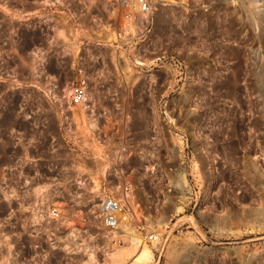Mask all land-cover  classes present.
I'll return each mask as SVG.
<instances>
[{
  "label": "rangeland",
  "instance_id": "1",
  "mask_svg": "<svg viewBox=\"0 0 264 264\" xmlns=\"http://www.w3.org/2000/svg\"><path fill=\"white\" fill-rule=\"evenodd\" d=\"M164 2L126 47L107 43L109 0H0V264H132L142 246L150 264H264V0ZM75 85L93 115L60 109ZM68 118L84 143L114 147L104 185L131 186L120 246L94 215L56 249L18 212L24 170L62 159L74 177Z\"/></svg>",
  "mask_w": 264,
  "mask_h": 264
},
{
  "label": "built area",
  "instance_id": "2",
  "mask_svg": "<svg viewBox=\"0 0 264 264\" xmlns=\"http://www.w3.org/2000/svg\"><path fill=\"white\" fill-rule=\"evenodd\" d=\"M164 0H109V27L115 31L107 43L130 47L133 43H143L151 34L155 13L163 7ZM118 28L116 30V26ZM70 103L60 109L82 108L87 115H93V105L87 103V90L84 85L72 87ZM87 103V104H86ZM59 109V107H57ZM60 123L61 138L64 148L73 162L72 178L69 170L64 166L62 159L48 164L45 171L38 170L26 176L23 171L21 180L14 186L17 197L19 214H24L25 220L39 222L38 231L48 232L51 246L56 249H65V243L57 241L63 238L67 232L73 230L77 234L82 233L78 223L86 222L88 217H99L102 228L114 235L115 246L123 244V240L117 237L122 222L127 217L128 205L131 200V186L124 185L120 190H113L104 183H109L115 176L113 169L117 153L111 143L107 145L84 143L80 139V126L72 118ZM68 121V122H67ZM73 123H70V122ZM99 145V146H98ZM123 153L124 161L126 154ZM106 156V169L91 168L87 159L95 160ZM84 161L78 163L76 161ZM122 162V161H121ZM39 161L29 163L30 167L38 165ZM46 163V161H45ZM40 169V168H39ZM27 173V172H26ZM86 197L90 199L86 200ZM31 200H27L30 199ZM75 223L68 226L67 223ZM71 231H68V230ZM40 233V234H41ZM73 234V233H71ZM60 235V236H57ZM55 238V239H53ZM146 241L157 240V233L153 232L145 236Z\"/></svg>",
  "mask_w": 264,
  "mask_h": 264
},
{
  "label": "bare ground",
  "instance_id": "3",
  "mask_svg": "<svg viewBox=\"0 0 264 264\" xmlns=\"http://www.w3.org/2000/svg\"><path fill=\"white\" fill-rule=\"evenodd\" d=\"M256 2V1H255ZM253 5L255 4L254 2L252 3ZM252 4L250 3V5L252 6ZM168 5V4H166ZM165 6V5H164ZM163 6V7H164ZM250 6V9H251V12L254 11L253 10V6L251 7ZM162 8V7H161ZM158 11V10H157ZM253 61H257L255 60V57H254V60ZM258 62V61H257ZM143 65V64H142ZM255 65V64H254ZM257 66V65H256ZM88 93V91H87ZM89 97V94H87ZM90 99V98H89ZM88 100V99H87ZM89 101H87L88 103ZM86 103V104H87ZM179 186L178 187H181V190H182V196H181V199L182 201H187L188 197H187V194L190 193V188L189 186L186 184V179L184 177V175L181 173L180 175V179H179ZM182 208V207H181ZM180 208V209H181ZM183 209V208H182ZM140 242V241H139ZM138 242V243H139ZM142 246V245H141ZM153 257H154V252L150 249V248H147L145 246H142V248L140 249L138 255L134 258L132 264H150V262L153 260ZM93 258L91 257L90 261H92ZM93 262V261H92ZM91 262V263H92Z\"/></svg>",
  "mask_w": 264,
  "mask_h": 264
}]
</instances>
